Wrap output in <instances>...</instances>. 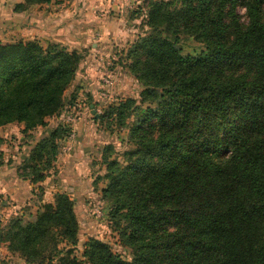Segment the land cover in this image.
Here are the masks:
<instances>
[{
	"label": "trees",
	"instance_id": "1",
	"mask_svg": "<svg viewBox=\"0 0 264 264\" xmlns=\"http://www.w3.org/2000/svg\"><path fill=\"white\" fill-rule=\"evenodd\" d=\"M66 1L23 0L14 11ZM145 6L148 30L130 45L124 64L139 96L93 116L111 134L126 132L128 149L119 157L113 144L91 150L77 139L75 154L78 147L101 154L103 175L91 186L72 181L31 220L0 222V245L25 264H264V0ZM185 40L200 50L185 53ZM87 56L59 42L0 44V128L20 125L23 136L45 129L18 161L4 163L0 151V174L12 172L21 187L43 192L56 170L72 128L50 127L48 120L79 103L78 73ZM97 92L110 90L102 83ZM4 142L0 136V148ZM86 195L108 204L110 227L130 260L93 237L76 255V197L86 203Z\"/></svg>",
	"mask_w": 264,
	"mask_h": 264
},
{
	"label": "rangeland",
	"instance_id": "2",
	"mask_svg": "<svg viewBox=\"0 0 264 264\" xmlns=\"http://www.w3.org/2000/svg\"><path fill=\"white\" fill-rule=\"evenodd\" d=\"M2 1L6 2L4 6H12L18 1L23 2V0ZM91 1L73 0V3L69 4L52 3L51 5L38 8H46L45 11L47 14L51 15V18L53 17L52 23L46 24L49 30L54 27H65L71 33L73 32L72 35H78L77 37L81 38V41L78 43L74 41L71 35H68L67 38L61 33H56L55 35L52 32L53 30H50L52 32L51 36L47 38L49 41L46 40L47 35L43 37L36 34H34L36 36L33 39L29 40H37L44 46L50 42H59L69 50L82 51L85 49L88 56L84 62L87 60H98L99 57H102L100 69L90 67L87 65L88 62L85 65L83 63L81 64L85 71H89L86 74L83 72L82 76H78V79L82 77L80 85H82L83 91H80L78 94L77 101L83 106V115L78 118L73 126L69 125L72 129L66 139L68 140L70 135L73 137V132L75 134L73 141L79 139L80 145L84 143V146L87 145L86 147L91 150L95 148V145H99L101 147L100 149H103L105 144H113L117 155L120 157L128 149L126 143L127 133L119 132L111 134L106 129V126L96 123L93 120L94 115L91 114V108L89 106L91 102L84 96L85 86L87 87L91 78L96 76L95 72H98V76L94 80L96 81L95 85L101 87L103 83L110 90V93L100 96V100H98L100 105L98 104L94 108L98 115H102L109 105L119 100L128 97L138 98L141 88L129 72L125 70L124 64L126 63V53L130 45L137 40L140 34L148 30L144 26L146 0H100L99 3H101V6H96L94 5L96 3ZM105 2H107V5L109 3V5L105 6ZM103 6H105L104 10H102ZM111 6H114V10H112ZM238 13L240 16H243L242 20L244 21V8H239ZM61 15L62 19L60 18ZM19 41H23V39L16 40L14 43ZM91 43H99L100 48L93 50L90 47ZM183 44L185 53L194 54L200 50V47L193 41L185 40ZM99 71L102 74H99ZM62 118L63 116L49 119L48 125L50 127L57 123L66 125L63 123ZM21 130L22 126L20 125H9L0 128V136L5 141L0 148L3 155L1 161H4V163L18 161L22 152L26 149V145L32 143L34 137H39L45 131V129L41 128L33 134L23 136ZM73 141L72 143L74 144ZM62 144V147L66 145V141H63ZM69 145L71 146V144ZM78 150L74 159L76 175L72 171L69 172L66 166V161L69 159L68 154H60L56 164V170L51 171V176L43 182V192H38V188L31 186L29 183L21 187L19 182L11 180L10 175H12V172L10 171L5 174H0V222L2 225L6 226L12 218L22 215H24L25 221L31 220L41 205L53 203L54 190L57 189L56 187H58L59 183L65 186V190H68V185L76 183L77 179H82L81 181L84 182L79 183L80 186H91L95 178L98 179L101 177L104 173L101 154H96L95 156V153L90 154L86 150L82 153L80 147H78ZM72 181L74 183H71ZM105 185L106 182L102 180L98 184L97 192L104 188ZM76 198L78 200L77 211L81 227L79 233L80 242L77 246L76 255L80 258L84 242L90 237H93L110 244L113 251L124 260H130V250L121 245L119 237L110 227L108 204L97 198L94 199L95 197L91 195H86V203L83 199ZM0 264L25 263L17 256L10 254L6 244H1Z\"/></svg>",
	"mask_w": 264,
	"mask_h": 264
},
{
	"label": "crops",
	"instance_id": "3",
	"mask_svg": "<svg viewBox=\"0 0 264 264\" xmlns=\"http://www.w3.org/2000/svg\"><path fill=\"white\" fill-rule=\"evenodd\" d=\"M89 1H91V0H89ZM99 1L100 0H92L91 2H95L96 4H94V5H96V6H101V3H99ZM4 3H6V2H3L2 0H0V44L1 45L12 44L16 40H20V39H23V40L33 39L36 35H41L43 37L47 35L46 40L49 41L47 38L51 36L52 32L55 35H56V33L57 34L61 33L66 38L68 37V35L69 36L71 35L72 38L74 39V41L77 43L79 41H81V38L77 37L78 35L77 36L72 35L73 32L70 33L71 31H69V29H67L65 27H61V26L60 27H54V28L50 29V30H53L52 32L46 27V24L52 23L53 17L51 18V15L47 14V12L45 11L46 8L45 9H38V8H40L42 6H47V5L31 7L24 12H15L14 11L15 6L17 4L22 3V2H19V1L17 3L15 2V4L12 6L11 5L4 6ZM63 3L64 4L73 3V0L66 1ZM49 5H51V4H49ZM108 5H109V3H108ZM108 5H107V2H105V6H108ZM105 6L102 7L103 8L102 10H104ZM111 8H112V10H114V6H111ZM60 18L62 19V15ZM34 34H36V35L34 36ZM98 44L99 43H96V44L91 43L92 49L98 50V46H100ZM101 59H102V57L98 58L99 61H97V62L99 64H96L97 62H95V63L90 62L89 60L86 61V62H88V64L86 62H83V64L84 65L87 64L90 67L92 66V67H96L97 69H100L101 62H102ZM94 61H95V59H94ZM83 72H84V74H86V72H89V71H87V70L85 71V69H83V66L81 65L78 76L79 75L82 76ZM95 73H96V76H98V72H95ZM99 74H102V72L99 71ZM96 76L91 78L90 83L87 84V87L85 86V95L84 96L87 98V95L91 94L93 99H94L93 102H98V100H100V96H101V94H99L97 92V88H98L97 86L98 85H95L96 81H94V80H96ZM81 78L82 77H80V79H78V83L82 82V81L80 82ZM97 84H98V82H97ZM80 86H81L80 91L82 92L83 91L82 85H80ZM80 91H79V93H80ZM89 106H90V108H91V106H93V109H94L93 104H90ZM91 111H92V109H91ZM76 155L77 154H75V152L72 149V151L68 155L69 159L66 161V166L68 167V169L72 168V173L74 175H76V171H75V165H74L73 160H74V156H76ZM79 180L81 181V179H79ZM31 186H33V185H31ZM42 186H44V184H42ZM34 187L38 188L37 190L39 191V186H34ZM64 187L65 186L63 184L59 183L58 187H56L57 189L54 190V195L57 192L65 191Z\"/></svg>",
	"mask_w": 264,
	"mask_h": 264
},
{
	"label": "built area",
	"instance_id": "4",
	"mask_svg": "<svg viewBox=\"0 0 264 264\" xmlns=\"http://www.w3.org/2000/svg\"><path fill=\"white\" fill-rule=\"evenodd\" d=\"M108 83V82H107ZM106 83V84H107ZM102 96H104L105 94H101ZM82 105L80 104V103H78V104H76L73 108H72V110L71 111H68L64 116H63V118H62V120H63V123L64 124H66V125H71V126H73L76 122H77V120H78V118H80L81 117V115H83V113H82ZM72 134H73V137H72V135H70L69 137L70 138H68V140L66 139L65 141H66V145H64L63 147H62V151H61V154H68V153H70L71 152V146H72V141L75 139V134L72 132ZM68 142V143H67ZM74 142V141H73ZM69 144H71V146L69 145ZM69 145V146H68Z\"/></svg>",
	"mask_w": 264,
	"mask_h": 264
},
{
	"label": "water",
	"instance_id": "5",
	"mask_svg": "<svg viewBox=\"0 0 264 264\" xmlns=\"http://www.w3.org/2000/svg\"><path fill=\"white\" fill-rule=\"evenodd\" d=\"M91 109H92V111H91V114L92 115H96L97 117L99 116L97 113H96V111L93 109V106H91Z\"/></svg>",
	"mask_w": 264,
	"mask_h": 264
}]
</instances>
